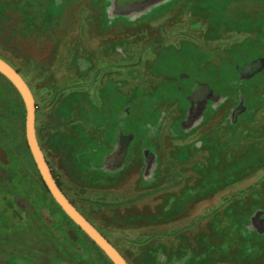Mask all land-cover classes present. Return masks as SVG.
I'll return each mask as SVG.
<instances>
[{"label":"rangeland","instance_id":"rangeland-1","mask_svg":"<svg viewBox=\"0 0 264 264\" xmlns=\"http://www.w3.org/2000/svg\"><path fill=\"white\" fill-rule=\"evenodd\" d=\"M189 1L162 15L161 6L170 0L130 11L114 0H0V55L33 91L38 139L55 177L130 264H264V214L258 230L253 223L264 210V73L243 88V99L249 109H259L260 119L246 120L247 132H241L223 118L240 92L224 85L229 65L259 45L256 40L238 48L241 32L233 30L264 14V7L243 3L241 20L235 14L227 25L218 5L213 13L202 9L210 0ZM165 26L187 29L194 38L181 34L179 49L164 45ZM149 50L154 52L145 56ZM212 55L214 66L208 64ZM96 71L101 88L86 91L83 84ZM181 71L216 79L226 94V105L199 128L181 123L186 102L173 86ZM124 107V130H134L136 147L155 158L144 170L137 148L132 163L110 177L100 167L103 154L96 145ZM25 110L0 74V193H14L17 171L29 193H23L24 211L30 216L34 206L38 226L48 231L49 213L69 223L46 192L27 146ZM29 219L25 213L24 238L32 231ZM55 230L48 241L41 229L39 243L45 245L31 254L113 264L89 237L76 231L84 253Z\"/></svg>","mask_w":264,"mask_h":264},{"label":"flooded vegetation","instance_id":"flooded-vegetation-1","mask_svg":"<svg viewBox=\"0 0 264 264\" xmlns=\"http://www.w3.org/2000/svg\"><path fill=\"white\" fill-rule=\"evenodd\" d=\"M180 1L182 2L183 0H170V2L166 3V5L161 6L163 7L160 8L161 10H163L162 15H168V11L172 7L178 5ZM189 3L192 4L191 0L189 1ZM243 3H245L246 5H251L255 8L264 7V0H210V2L203 4L202 9L209 8L213 11L215 10L214 5H218L223 11V13L221 14L225 15L224 20H227V25H229L231 23H229L228 20H231L233 15L236 16L237 14H239L236 19L241 20L242 13L240 12V9ZM231 7L234 8V10H232ZM213 13H215V11H213ZM261 14L262 15L257 16L256 19H250V21L244 19L245 27H242L240 30H233L235 31L234 33L241 32L239 41L235 43L238 45V48L240 45L241 47H246L248 43H256V40H259V45L256 46V50H251L250 54L241 56L240 59H237L235 62L229 65V74L231 75L232 73H234V77L230 78V75L228 74L225 78L226 84L224 85L226 87L236 85V89L239 88L240 94H237L238 96L236 101H233L234 103H230L226 107V114L223 118L224 121L229 125L237 124V126H235L238 127L239 130L241 129V132L242 129H245L243 130V132H247V125H243L246 120L255 121L260 119L261 116L259 109H249L248 104L244 100L245 98L243 99V88H248L247 86L249 85L251 86L254 83L256 77L264 73V14ZM190 26L191 24H189L188 26L189 29L191 28L190 30H195V28L192 27L193 25L191 27ZM199 29L200 28H198V31ZM165 30L166 33L164 34L163 39L160 38V40H162V44H170L174 47V49H179L183 46V44L180 43L181 34L186 35L187 37L192 39L194 38L192 33H190V31L187 29L181 30L179 32L178 29L166 27ZM177 38L179 44L176 46L175 41H177ZM233 45L234 44H230V46ZM187 46H189V48H192L191 45ZM194 51L197 52L195 49ZM152 52H154V50L147 51L145 56L151 55ZM206 52L208 51H203L204 54ZM213 57L214 56L212 55V57H210L211 59L208 58V64L212 66H214ZM141 59L143 60L142 57ZM115 70L118 71V69ZM96 72L94 73L92 82L89 83V81H86L83 84V88H85L86 91L89 88L93 93H95V91L97 93V90L101 88L98 77L99 73ZM194 74L195 73H189L185 71L178 72L175 80V85L173 86L174 89L178 91V94H180V99L186 102V107L183 112V119L181 121L182 126L185 121L186 126H195L196 128H199L202 122L206 121L208 118H211L213 111L223 105H226L225 100L227 99L225 98L226 94L223 95L220 92L221 83H218L216 79H200L197 74ZM128 117L129 112L127 111V107H124L120 113L116 114L115 123L109 128L108 131H105L100 142L96 145V148L102 150L103 154L100 159V167L110 177H118L121 173V170L127 168L132 163L134 157L133 154H135L137 148V152L142 155L144 170L145 167H147V169L151 167L155 158V154H153L152 151L147 150L144 147H136L134 130L132 131L130 128H127V131L124 130L127 124L126 119ZM248 117L250 118L248 119ZM238 124L241 125L239 126ZM87 125L89 124H87L86 121L85 125L83 124V126H85L86 128ZM49 166L54 175V171L50 163ZM11 185H13V187L10 190L14 191V193L12 192L9 195L0 193V264H85L87 261L85 257H79L78 259L56 257L39 258L36 256L37 254H31L29 250L32 249L36 253V251L40 249V243L45 245V242H43L42 240L39 243L41 229L43 230L42 233L44 234V238H46L48 241L55 239V229L57 228L54 226V212L51 215H47L48 217L46 227L48 231L44 230V227L40 228V226H38L40 222V216L37 215L39 214V211L34 206L33 210L31 211L32 214H30V216V211H28V214L24 211L23 200H25L26 196H24L23 194L22 178L20 177L16 181L13 179ZM60 188L70 200L71 198L66 194V192L62 188V185L60 186ZM2 189H4V187ZM33 195L36 197V194L33 193ZM74 206L81 212V210L76 205ZM25 213L28 217H30L29 223L31 226L30 228L32 229V231H30V235L28 234V237L26 238H24L25 231L23 226ZM257 214L258 215H256V221H253V223L255 224V229L258 230L259 228L256 223L258 222L259 217H262V215L264 214V210L260 211ZM67 234L69 235V239L71 238L70 240H73V243L78 247L80 251H83V249L87 250L86 245L81 240V237H79L76 233L73 234L72 228H67ZM77 239L80 241H77ZM59 245H61V247H65V243L63 241L59 242ZM25 250L27 251V253H25Z\"/></svg>","mask_w":264,"mask_h":264},{"label":"water","instance_id":"water-1","mask_svg":"<svg viewBox=\"0 0 264 264\" xmlns=\"http://www.w3.org/2000/svg\"><path fill=\"white\" fill-rule=\"evenodd\" d=\"M118 3L126 5V10L130 11L131 6L140 5L148 6L158 0H114ZM130 6V7H129ZM122 8V9H123ZM0 74H2L19 93L25 110V137L27 146L32 155L38 173L42 178L44 185L49 191L54 201L58 204L65 215L75 223L89 237L93 243L106 255L113 264H129L123 255L115 248L112 243L97 229L84 215L80 212L73 203L67 198L60 186L58 185L45 154L40 146L36 135L35 126V98L33 91L29 87L26 80L10 63L3 57H0Z\"/></svg>","mask_w":264,"mask_h":264},{"label":"trees","instance_id":"trees-1","mask_svg":"<svg viewBox=\"0 0 264 264\" xmlns=\"http://www.w3.org/2000/svg\"><path fill=\"white\" fill-rule=\"evenodd\" d=\"M0 57H3V56H1L0 55ZM3 59H5L4 57H3ZM7 61V60H6ZM8 63H10L9 61H7ZM11 64V63H10ZM12 65V64H11ZM13 66V65H12ZM20 74H21V72L15 67V66H13ZM2 75V74H1ZM23 75V74H22ZM3 76V75H2ZM4 77V76H3ZM24 78V77H23ZM12 85V84H11ZM14 87V86H13ZM40 146H41V144H40ZM8 158V157H7ZM8 160L9 161H7V162H10L9 164H12L13 163V161H12V159H10V158H8ZM16 170V169H15ZM20 177L18 176V172L16 171L15 172V177H14V180L16 181L17 179H19ZM41 178V177H40ZM41 181H42V179H41ZM56 181H57V183H58V185L59 186H61V183L59 182V180L56 178ZM42 183H43V181H42ZM43 185H44V183H43ZM25 184L23 183V186H22V188H23V190H24V194H27V195H29V193H28V190L26 191L25 190ZM44 187H45V189H46V192L50 195V193H49V191L47 190V188H46V186L44 185ZM26 195V196H27ZM31 195H33V193L31 194ZM51 199H52V202L57 206V208L59 209V211L61 212V214L63 215V217L68 221V223H69V225H64V224H60V222L58 221V219L57 218H59V216L56 214V213H54L53 214V219H54V226L57 228V230H59L58 231V234L59 235H63V236H67L68 237V239H69V235L67 234V228L68 229H70V228H72V232H73V234L74 233H76L77 234V232H80L81 234H83L84 236H86V237H88L83 231H82V229H80L75 223H73L66 215H65V212H63L62 210H61V208L58 206V204L54 201V199L52 198V195H51ZM70 201L74 204V202H73V200L72 199H70ZM75 205V204H74ZM49 213V212H48ZM49 215H51V213H49ZM87 218V217H86ZM88 219V218H87ZM89 220V219H88ZM90 221V220H89ZM77 231V232H76ZM100 231V230H99ZM102 234H103V232H101ZM78 235V234H77ZM104 235V234H103ZM79 236V235H78ZM105 236V235H104ZM80 237V236H79ZM106 237V236H105ZM65 238V237H64ZM107 238V237H106ZM71 239V238H70ZM108 239V238H107ZM73 241V240H72ZM77 241H80V240H78L77 239ZM110 241V240H109ZM93 242V241H92ZM85 251L86 250H84L83 249V251L82 252H84L85 253ZM102 252V251H101ZM103 253V252H102ZM83 254V253H82ZM85 255V254H84ZM112 263V262H111Z\"/></svg>","mask_w":264,"mask_h":264},{"label":"crops","instance_id":"crops-1","mask_svg":"<svg viewBox=\"0 0 264 264\" xmlns=\"http://www.w3.org/2000/svg\"><path fill=\"white\" fill-rule=\"evenodd\" d=\"M139 7H141V6H139ZM139 7H138V8H139ZM144 7H145V6H144ZM128 9H129V8H128ZM116 11H118V12H119V9H116Z\"/></svg>","mask_w":264,"mask_h":264}]
</instances>
